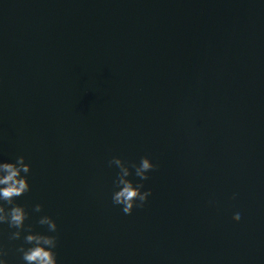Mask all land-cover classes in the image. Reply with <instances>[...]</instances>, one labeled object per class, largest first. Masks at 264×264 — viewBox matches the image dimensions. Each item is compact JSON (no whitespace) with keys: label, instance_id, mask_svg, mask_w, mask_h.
I'll use <instances>...</instances> for the list:
<instances>
[{"label":"water","instance_id":"95a60500","mask_svg":"<svg viewBox=\"0 0 264 264\" xmlns=\"http://www.w3.org/2000/svg\"><path fill=\"white\" fill-rule=\"evenodd\" d=\"M19 155L58 264H264V2L0 0V159ZM113 156L153 166L123 218Z\"/></svg>","mask_w":264,"mask_h":264},{"label":"clouds","instance_id":"9594fccd","mask_svg":"<svg viewBox=\"0 0 264 264\" xmlns=\"http://www.w3.org/2000/svg\"><path fill=\"white\" fill-rule=\"evenodd\" d=\"M264 2V0H262ZM109 167L117 169L112 180L111 203L118 206L120 216L132 215L141 209L147 200L148 193L143 191L144 182L153 172V166L146 157H140L139 161H128L119 156H113L108 160ZM31 164L26 162L23 155L14 160L0 159V226L7 225L10 231L9 241H22L15 248L21 264H58V226L51 216L39 215L36 223L46 226V231H35L29 220V212L17 203V198L31 191L29 176ZM235 199V194L232 197ZM43 206L36 203L32 212L40 214ZM233 223L241 220L240 212L233 213ZM8 251L0 243V264H9Z\"/></svg>","mask_w":264,"mask_h":264}]
</instances>
